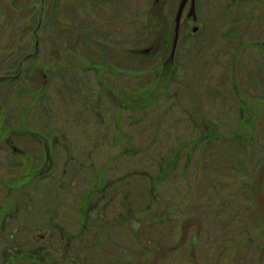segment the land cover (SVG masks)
Instances as JSON below:
<instances>
[{"label":"rangeland","instance_id":"rangeland-1","mask_svg":"<svg viewBox=\"0 0 264 264\" xmlns=\"http://www.w3.org/2000/svg\"><path fill=\"white\" fill-rule=\"evenodd\" d=\"M179 2L0 0V264H264V0Z\"/></svg>","mask_w":264,"mask_h":264},{"label":"trees","instance_id":"trees-1","mask_svg":"<svg viewBox=\"0 0 264 264\" xmlns=\"http://www.w3.org/2000/svg\"><path fill=\"white\" fill-rule=\"evenodd\" d=\"M44 3H45V1H44ZM42 8H43V5H41V12H42ZM166 63L167 62L162 61L161 63L157 64V66L154 67L156 69H153V70L157 71L158 68H161V70H163V73H164V71L166 70ZM163 73L162 72L158 73V76L160 75L159 78H162ZM9 252H10V257H9V259H7L5 261L6 264H13L16 257L21 258V260H22L21 264H28V263L53 264L51 261H50V263L46 262L47 257H49V255H50V250L47 248L43 249L41 247L35 246L29 250H19L18 248L15 247V250H10ZM42 253H43V255H42ZM62 256H63V261H61V259H58V260L56 259L55 264H65V261H67L69 257L67 255H62ZM42 257H44V258H42ZM65 258H67V259H65ZM1 264H4V262Z\"/></svg>","mask_w":264,"mask_h":264},{"label":"water","instance_id":"water-1","mask_svg":"<svg viewBox=\"0 0 264 264\" xmlns=\"http://www.w3.org/2000/svg\"><path fill=\"white\" fill-rule=\"evenodd\" d=\"M189 0H180L177 13L175 15V36H174V41H173V47H172V55H174V52L176 50V46L178 43V38H179V30H180V25H181V20H182V15L184 8L186 7V4L188 3ZM188 16H193L196 18V10H195V0H191V5L189 8V11L187 13ZM197 30V27H194V31Z\"/></svg>","mask_w":264,"mask_h":264},{"label":"flooded vegetation","instance_id":"flooded-vegetation-1","mask_svg":"<svg viewBox=\"0 0 264 264\" xmlns=\"http://www.w3.org/2000/svg\"><path fill=\"white\" fill-rule=\"evenodd\" d=\"M190 18H192V17H190ZM7 126H4V128H6ZM3 128V129H4ZM6 130V129H5ZM17 133V136H15V134ZM32 134V133H31ZM36 134V133H35ZM24 137V134L22 135V134H20V131H16V132H14L13 133V135H11V136H8L7 138H6V141H8V143H10V142H12V141H14L15 139H17V138H19V137ZM32 139L33 140H41V138L39 137H36V136H33L32 137ZM11 146H12V150L13 151H15V152H13V151H11V153H13V154H16V155H20L21 156V158H24V156H23V154H27L25 151H18V148H17V146L16 145H14L13 143H11ZM19 156V157H20ZM48 162V161H47ZM47 162H45V164H47ZM21 165V164H20ZM49 166H52V163L51 164H49ZM22 167V166H21ZM34 169V168H33ZM33 176H43V177H45V174H44V170H43V168H35L34 170H33ZM10 191V190H9ZM8 195H9V193H8ZM0 224H1V221H0Z\"/></svg>","mask_w":264,"mask_h":264}]
</instances>
